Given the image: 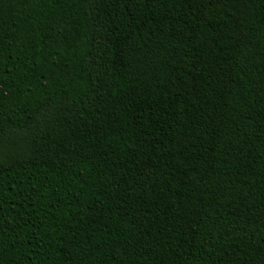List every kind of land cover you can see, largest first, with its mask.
Returning a JSON list of instances; mask_svg holds the SVG:
<instances>
[{"label": "trees", "instance_id": "trees-1", "mask_svg": "<svg viewBox=\"0 0 264 264\" xmlns=\"http://www.w3.org/2000/svg\"><path fill=\"white\" fill-rule=\"evenodd\" d=\"M0 264H264V0H0Z\"/></svg>", "mask_w": 264, "mask_h": 264}]
</instances>
